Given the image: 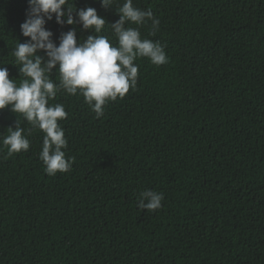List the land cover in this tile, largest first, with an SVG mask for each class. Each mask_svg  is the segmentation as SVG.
I'll use <instances>...</instances> for the list:
<instances>
[{
    "label": "trees",
    "instance_id": "trees-1",
    "mask_svg": "<svg viewBox=\"0 0 264 264\" xmlns=\"http://www.w3.org/2000/svg\"><path fill=\"white\" fill-rule=\"evenodd\" d=\"M117 4L69 0L106 19L98 35L118 43ZM159 20L139 28L168 62L138 58L137 85L96 117L83 95L59 92L67 173L49 176L45 133L0 110V264H264V0H133ZM28 0H0V67L24 79L12 55ZM73 27L46 28L59 43ZM40 55H44L43 52ZM59 73L51 78L59 83ZM19 121L28 151L8 154ZM162 192V208L138 194Z\"/></svg>",
    "mask_w": 264,
    "mask_h": 264
},
{
    "label": "clouds",
    "instance_id": "clouds-1",
    "mask_svg": "<svg viewBox=\"0 0 264 264\" xmlns=\"http://www.w3.org/2000/svg\"><path fill=\"white\" fill-rule=\"evenodd\" d=\"M105 9L117 4V0H99ZM26 20L20 25L23 37L12 55L19 73L24 77L19 83L10 78L7 67H0V110L10 108L32 125L45 133L40 159L49 176L67 173L73 165L72 158H66L64 149L68 146L65 130L59 121L67 118L63 104L49 105L57 93L83 95L96 117L104 115V106L109 101L124 98L130 88L137 85L138 58H148L160 66L168 62L164 46L158 41L142 39L139 28L126 27L131 23L142 26L152 23V35L159 28V20L151 9L144 11L134 7L133 0H124L116 8L120 19L111 23V29L118 43L110 41L102 33L106 19L94 7L78 9L69 0H28ZM55 18L57 24L81 25L91 31L86 39H77L76 28L62 32L59 43L54 33L46 28L47 21ZM43 52L44 55H40ZM53 70L59 73V83L51 78ZM19 121L15 130L9 127L3 145L8 154L28 151L30 141L24 134ZM165 199L162 192L145 189L138 194V207L149 211L162 208Z\"/></svg>",
    "mask_w": 264,
    "mask_h": 264
}]
</instances>
